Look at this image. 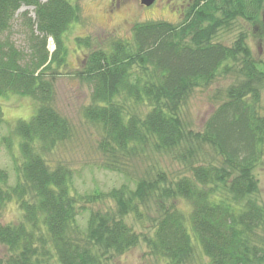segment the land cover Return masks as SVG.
<instances>
[{
  "label": "trees",
  "instance_id": "obj_1",
  "mask_svg": "<svg viewBox=\"0 0 264 264\" xmlns=\"http://www.w3.org/2000/svg\"><path fill=\"white\" fill-rule=\"evenodd\" d=\"M263 3L193 0L179 23L138 22L131 40H114L108 49L86 54L74 75L90 86L82 115L101 130V166L129 176L137 157L158 152L182 168L171 179L152 164L133 185L80 195L71 191V170L65 164L52 167L41 154L71 134L70 122L53 105L54 78L66 64L63 34L79 20V7L69 0H0V33L9 31L20 6L34 8V17L20 14L28 58L8 38L0 41V93L37 102L35 114L14 125L13 133L21 137L14 184L0 168V244L8 252L0 262L107 264L142 237L165 264H187L196 246L208 264H264V206L256 198L255 173L264 159V70L242 34L229 45L214 39L238 18L255 20ZM49 37L55 44L51 52ZM77 39L88 47L92 43L89 35ZM227 75L236 82L203 127H186L180 112L188 95ZM3 140L9 143L8 136ZM11 200L22 218L2 223ZM104 200L113 207H88ZM178 200L190 210H181ZM82 213H87L83 226ZM130 214L146 215L151 232L136 233L125 219Z\"/></svg>",
  "mask_w": 264,
  "mask_h": 264
},
{
  "label": "rangeland",
  "instance_id": "obj_2",
  "mask_svg": "<svg viewBox=\"0 0 264 264\" xmlns=\"http://www.w3.org/2000/svg\"><path fill=\"white\" fill-rule=\"evenodd\" d=\"M69 1L79 7V20L71 22L63 34L66 64L56 69L59 72L54 78L53 105L70 122L71 134L51 151L42 152V156L52 167L65 164L71 170V191L80 195L96 191L107 192L113 186L126 182L133 185V179L143 176L152 164L159 165L171 179L181 175L182 165L165 153L158 152L137 157L131 163V168L128 166L129 176L104 169L101 166L102 154L97 147L101 130L99 126L87 122L82 115L83 106L90 100V86L83 83L74 72L82 69L86 54L91 49H108L110 43L118 39L131 40L132 27L135 23L148 20L179 23L184 11L193 0H154L148 6L141 4L140 0ZM33 10V6H20L9 31L0 33V41L8 38L24 51L25 58L29 55L28 36L26 28L20 24L22 19L20 14L22 11H27V16L34 17ZM259 13L253 21L238 18L231 26L219 30L214 39L229 45L242 34L253 56L261 62L260 67L264 70V3ZM88 35L92 40L89 47L82 40L77 39ZM54 47V41L49 37L47 48L51 52ZM49 77L50 74L47 75V78ZM235 82L233 76L227 75L218 77L207 87L192 90L181 106L180 112L186 127L194 131L200 130L216 106L225 99L227 87ZM261 99L264 104V85ZM0 107L3 115L0 122V168L6 171L7 183L12 185L17 179L15 167L21 160L19 149L21 137L13 133L14 125L19 119H30L36 112L37 102L28 95L6 92L0 93ZM7 136L9 143L3 140ZM255 173L258 177L256 198L264 206V159ZM177 206L185 212L190 210L184 200H178ZM88 207L106 210L113 207V202L104 200L92 203ZM153 214L151 212L150 216ZM86 216L87 213L78 216L82 226ZM146 217L145 215L137 219L130 214L125 219L136 233L148 234L152 230V221L147 220ZM21 218L22 212L17 203L14 200L8 201L1 215V222L17 223ZM262 231L264 233V226ZM7 255L6 247L0 244V260H4ZM0 264L4 263L1 261ZM107 264H165V261L152 254L140 237L135 246L121 255L110 256ZM187 264H208L207 257L199 246H196L194 256Z\"/></svg>",
  "mask_w": 264,
  "mask_h": 264
},
{
  "label": "water",
  "instance_id": "obj_3",
  "mask_svg": "<svg viewBox=\"0 0 264 264\" xmlns=\"http://www.w3.org/2000/svg\"><path fill=\"white\" fill-rule=\"evenodd\" d=\"M154 0H140V3L143 4V5H150Z\"/></svg>",
  "mask_w": 264,
  "mask_h": 264
}]
</instances>
